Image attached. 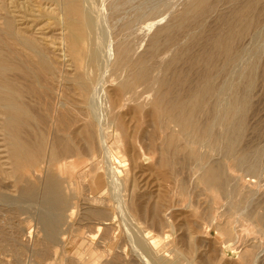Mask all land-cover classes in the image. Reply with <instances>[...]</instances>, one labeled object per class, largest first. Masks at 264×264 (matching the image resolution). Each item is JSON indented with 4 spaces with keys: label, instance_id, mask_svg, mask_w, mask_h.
Masks as SVG:
<instances>
[{
    "label": "bare ground",
    "instance_id": "1",
    "mask_svg": "<svg viewBox=\"0 0 264 264\" xmlns=\"http://www.w3.org/2000/svg\"><path fill=\"white\" fill-rule=\"evenodd\" d=\"M233 1L238 3L235 6L230 0L229 3L234 8L233 12H230L231 16L218 17L221 20V30L217 32L218 28L216 34L209 38L205 26L202 27L201 34L198 32L199 35L194 34V31L191 34L190 30L194 24L203 25L205 18L217 11L219 0H196L186 5L184 11L177 16L176 23L158 29L149 40L146 52L135 57L137 52L130 41L134 26L129 24L119 30L115 49L113 37L106 36L99 41L97 37L95 38L97 18L93 14L96 11H91V7L86 6L88 0H29L26 6L22 7L15 0L12 2L15 16L10 13L7 0H0V132L11 165L10 172L0 165V189H3L4 180L12 178L15 184L20 186L21 198L39 203L44 208L56 212L55 218L62 220L63 212L70 202L64 196L61 179L67 165L61 162L92 154L98 148L104 167L98 170L95 185L90 183L91 193L107 185L114 194L117 193V196L121 197L117 211L128 220L135 221L134 224L138 222L137 217L143 213L142 206L137 201L130 202L131 199L128 201L125 198L127 194L129 196L134 194V191L130 192L129 189L131 180L128 168L126 172L123 171L124 173L120 171L114 159L115 150H118L119 145L116 147L115 144L113 147L108 142L115 129L117 142L123 144L127 126L120 120L121 116L118 120L116 118L110 120L108 111L113 108L115 110L113 103L115 101L113 100L112 104L109 100L106 101L108 98L102 91L104 89L101 90L96 85L102 79H105L106 84L105 75L109 68L113 78L107 82H117L116 103L118 105L121 101L125 105L133 103L138 112L147 113L151 118L156 134L164 136L160 164L162 168L168 170L167 173L169 171L177 173L180 167L185 169L188 163L193 162L194 169L200 173L201 186L218 201L228 194L230 173L241 170L242 166L246 165L247 172L249 170L251 174H255L256 165L250 163L251 150L242 146L247 128L246 118L250 109L247 92L254 86L256 79L253 77L256 69L254 64L258 63L256 61L249 64L250 60L246 62L244 60L238 80L224 86L225 88L220 87L218 80L222 81V76H227L231 68L240 62L244 55L245 40L250 37L253 28L256 30L259 17L264 15V7L260 8L264 0ZM45 4L56 6L64 17V22L58 19L57 23L60 20L59 24L64 25L67 31L62 44L65 46L70 66L75 71L74 85L82 98L77 105L57 103L56 80L64 77L55 63V52L50 48L54 41L48 43L45 37L35 36L33 25L21 29L17 24V18L28 21L33 17L32 23L37 25L36 22L45 17L42 10ZM37 13L39 15L35 16ZM49 20L53 25V17H49ZM185 32L189 37L182 40L184 36H181ZM198 47L201 49L197 53ZM219 61L223 64L221 67L220 63L217 64ZM95 67L101 73L93 84L94 81L90 78ZM102 84L104 82L100 85ZM223 99L228 101V105L221 108ZM123 104L117 114L121 113ZM89 110H92V113ZM80 122H83V127L68 135L69 129L75 128ZM153 148L152 146L150 150ZM217 152L223 157L222 161H216L212 156ZM46 162L48 164L46 178L42 179L39 185L31 183L38 165ZM65 195L67 196L66 193ZM134 196L137 200L140 199V196ZM8 201L9 197L0 192V204ZM91 203L89 213L94 218L103 217L105 211L100 208L109 207L108 201L97 197ZM20 208L22 209V206ZM162 211L163 207L159 205L153 206L151 211L152 219L158 225L163 224ZM36 216L42 231L45 232L46 243L61 246L62 242L56 244L58 238L56 227L52 224L53 219L47 218L45 210ZM118 218L120 217L117 214L111 219H106L107 222L104 221L106 223L98 224L100 227L105 225V231L109 232L111 228L108 225ZM256 220L260 226L264 225V215L257 216ZM126 224L128 236L125 234L124 238L132 246V251H128V247H124L128 248L127 250L123 248L119 251L121 247L116 245L120 237L112 238L111 241L118 250L114 254L111 248L107 250L109 247L107 246L106 251H103L98 259L102 262L100 264H175L174 261L163 260L164 253L160 256L158 244L161 241L155 232L148 233L139 227L135 228L137 229L135 232H131L133 226L131 229ZM59 232L61 233V230ZM159 234L161 235L160 232ZM84 245L82 246L85 247ZM156 256L159 257L155 260ZM253 257V251L245 252L241 264H252Z\"/></svg>",
    "mask_w": 264,
    "mask_h": 264
},
{
    "label": "rangeland",
    "instance_id": "2",
    "mask_svg": "<svg viewBox=\"0 0 264 264\" xmlns=\"http://www.w3.org/2000/svg\"><path fill=\"white\" fill-rule=\"evenodd\" d=\"M13 1L7 0V7L10 9V13L12 12V16H15L13 15L15 12L12 7ZM16 1L22 7L26 6L29 0ZM104 1L88 0L86 5L88 8L91 7V11H96L93 14L97 18L95 38L97 37L101 41L106 36L113 37L115 49L118 44L117 36L119 30L131 24V26H134V33L130 38L131 46L136 49L137 53L135 57H138L146 52L149 40L158 29L176 23L177 16L196 0ZM229 2L230 0H219L217 11L208 15L203 21V25L197 26L194 24V27H191L190 33L192 34L194 31L196 35L201 34L203 26H205V31L207 30L206 35L208 38L216 34L218 28L217 32H219L221 30V20L219 18L230 17V12L232 13L234 9L232 8V4L237 6L238 3H235L233 0L232 4ZM42 7L45 17L40 18L39 22H36L38 27L32 23L33 17L29 18L28 21H22L20 18H17V24L21 29L33 25L32 29L35 28L36 30H34L35 36L40 38L45 37L48 43L54 41V44H51L50 48L55 52V63L64 77V79L58 78L56 80L57 103H73L77 105L82 98L79 96L78 88L74 85L75 71L70 66L69 58L66 57L65 46L62 44V39L67 35V31L65 26L59 24V22L60 20L64 22V17L54 5L45 4ZM263 7L264 4L260 8L263 9ZM221 13L223 16L220 15ZM38 15V13L35 14V16ZM47 15L53 17V25ZM261 18L259 17L256 30L253 28L250 37L243 44L245 48L244 55L241 57L240 62L237 63L238 65H234L227 76H222V79L220 78L222 81L218 80L221 84L220 87L225 88L224 86H229L233 81L236 82L238 80L241 67L246 61L250 60L249 64H253L256 61L258 63L254 64L256 65V69L254 70L253 77L256 79L252 87L253 89L251 88L247 92L250 109L246 118L247 128L242 146V148L251 150L249 157L250 163L256 165L257 170L255 174H251L249 170L247 172L248 168L246 165L242 166L241 170L238 169L230 173V180L227 185L228 194L223 196L224 199L222 198L221 201H218L214 198L213 194L205 191L201 186L199 182L200 173L194 169L195 165H193V162L188 163V167L185 169L180 167L177 173H172L171 171L167 173L168 170L162 168L160 164L164 147V136L160 133L156 134V129L151 118L147 116V113L138 112L133 103L125 105L121 101L120 105H118L116 103L118 100L116 99L117 82L113 81L115 84L110 83V81L107 82L108 79L113 78L111 69L109 68L105 75L106 84L105 79L99 80L100 82L96 83L95 79L97 80L101 71L95 67L92 69L90 79L94 81L93 84L96 83L97 88L104 89L102 91L107 94L106 97L108 98L106 101L109 100L111 104L113 100L115 101L113 102L115 110L113 108V110L108 111L110 120H114L115 118L118 120L121 116L120 120H123L127 126V134L124 137L125 142L123 144L117 142V132L115 129L108 142L113 147L115 144L116 147L119 145L118 150H115L114 153L115 163L122 173L126 172L128 168L127 171H129V178L131 180H129V189L131 190L129 191H134L132 196L127 194L125 198L128 201L131 199L130 202L137 201L142 206V216H138V222L134 224L135 221L128 220L125 215L123 216L117 211L116 208L120 205L119 201L121 197L117 196V193L114 194V191L108 188L107 185L98 189L93 194L91 193L89 185L90 183L95 185L94 182L96 181L95 177L97 173H99L98 170L100 167H104L103 160L98 153V148L92 154L68 159L65 162L61 160V164L65 163L67 165L61 174L63 191L67 194L66 196L64 193V196L68 198L69 204H71V206L68 204L65 209L67 212L64 210L62 220L55 218L56 212L44 208L39 203L21 198L20 186L15 184L14 179L11 178L3 181V189H0V192L7 195L10 201L1 202L0 204V264H100L102 262L98 259L101 253L106 251L107 246H109L107 250L111 248L114 254L118 250L116 246L121 247L119 251L124 247H128V251H132V246L124 238L128 236L125 227L126 223L131 229L133 226L131 232H135L139 228L146 230L148 233L155 232L161 241L158 244V250H161L160 256L164 253L163 260L168 259L167 261H174L175 264H241L245 252L248 251H253L254 254L252 264H264V225L260 226L256 220L257 216L264 215V17ZM58 19L60 20L57 23ZM48 23L49 25H47ZM48 26L49 28H47ZM146 26L148 27L145 29L144 27ZM187 32L189 34V31ZM185 33L181 36H184L182 40H187L186 37H189ZM196 49L198 53L201 48L198 47ZM163 58L167 60V58ZM112 59H114V56ZM222 62L224 63V61ZM221 65L223 64L220 63L219 66L221 67ZM97 71H100L99 74ZM102 82L105 85H100ZM72 89L73 91H71ZM225 100H222L221 108L228 105V101ZM121 104L124 105V108H122L120 114H117L120 112L119 108L122 107ZM147 109L150 110V108ZM89 111L92 113V110ZM82 123H79L81 126L78 124L75 128H70L67 132L68 135L82 128ZM143 127L144 129H141ZM152 146L154 148L150 150ZM217 153L212 154V156L216 161H220L223 157L219 152ZM215 159L214 162H216ZM0 165L7 172L11 171L10 161L1 132ZM46 174H48V164L47 162L45 164L41 163L38 165L37 173L31 183L39 185L46 178ZM134 195L140 196V199L137 200ZM97 197L107 200L109 207L100 208L105 211V215L94 218L89 213V210L90 206H92L91 201ZM13 199L18 202L17 205L15 200L13 202ZM86 199L88 200L87 202ZM114 199H118L117 202ZM155 205L163 207V211L161 212L162 225L156 224L152 219L153 214L151 211ZM21 206L22 209L20 208ZM42 209L45 210L47 218L53 219L52 224L56 227L55 231H57L58 238L56 244L62 242L61 246L57 247L55 244L46 243L45 232L42 231V227L36 216L37 213L43 212ZM68 210L70 212L73 211V213L71 214ZM117 214L120 218L113 220L108 225L111 228L109 232L105 231V225H101L103 227L99 226V224L104 221L107 222L108 219H111L112 216H117ZM96 227L98 228L96 229ZM152 227L155 228L153 229ZM60 230L61 233L59 232ZM117 237H120V241L119 245L115 246L111 240ZM122 241H125V244ZM113 245L114 247H112ZM128 248H124V250ZM156 257L155 260L159 256Z\"/></svg>",
    "mask_w": 264,
    "mask_h": 264
}]
</instances>
